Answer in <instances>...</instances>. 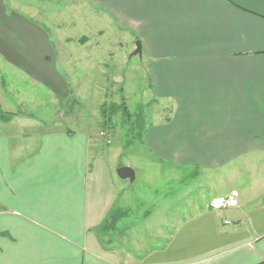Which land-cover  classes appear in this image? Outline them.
Returning a JSON list of instances; mask_svg holds the SVG:
<instances>
[{"label": "crops", "instance_id": "0c3cea01", "mask_svg": "<svg viewBox=\"0 0 264 264\" xmlns=\"http://www.w3.org/2000/svg\"><path fill=\"white\" fill-rule=\"evenodd\" d=\"M24 12L0 0V264H264V0H85L83 14L68 21L92 17L105 26L57 33L78 47H56L47 27ZM107 24L135 48L142 43L155 105L143 142L156 161L227 171L218 177L227 192L184 209L183 229L191 224L192 231L182 256L166 244L146 248L138 230L129 232L141 224L129 221L116 228L114 253L101 249L105 211L100 196L91 201L87 178L96 138L69 123L82 121L74 102L88 101L80 88L101 64L97 56L108 53ZM47 109L57 117L44 115ZM240 165L254 168L241 189ZM234 191L237 205L212 206ZM165 220L166 243L171 218L158 217L157 230L164 231Z\"/></svg>", "mask_w": 264, "mask_h": 264}, {"label": "rangeland", "instance_id": "374dc122", "mask_svg": "<svg viewBox=\"0 0 264 264\" xmlns=\"http://www.w3.org/2000/svg\"><path fill=\"white\" fill-rule=\"evenodd\" d=\"M15 1L17 0H5L9 11H25V14L34 15L51 32L54 37L53 44L56 47H63V45L78 47L80 45L77 42L65 44L64 38L57 37L58 32L75 36L93 32L99 26H105L104 21L92 17L86 19L87 22L71 23L68 21L72 17H77V14H83L85 0H61L60 6L58 0H29L34 5L37 4V7L22 5L24 0ZM62 19L63 21L58 22ZM103 45L108 48V53L101 52L97 56L101 58V64L90 71L91 77H87L88 81L80 88L88 95V101L84 99L80 100L81 102H74L75 108L77 106L81 109L82 121L78 122V125L61 118L65 120L63 124L71 122L69 125L74 129L77 126L86 130L90 129L91 134L96 138L89 156L87 178L91 201L100 196V207L105 211L104 220L106 219L107 230L99 231L103 240L101 249L106 253H114L116 228L129 221L141 224L137 229L133 231L131 229L129 232L136 233L138 230L140 235H143L141 241L144 242L146 248L157 246L155 248L157 250L166 244V250L170 247L173 255L182 256L183 238H186L192 231L189 230L191 224L183 229L184 209L188 213L193 209L205 207L210 195L227 192L228 184L218 182V177L226 175L227 171L224 170L221 174L220 172L201 171L194 166L177 168L168 163L156 161L155 155L145 146L144 139L137 135L138 130H143V128L145 130L155 108L151 101L153 97L150 92L149 78L145 69L142 68V58L140 55L133 54L135 43L130 41L126 34L120 33L118 29L111 30L108 24ZM110 52L113 53L112 57H109ZM113 102L125 104L126 113H123L122 109L113 117V121L107 119V123L104 124L102 106L107 105L109 108ZM43 114L51 119L57 117L55 109H47L46 112L43 111ZM43 114L41 113L42 116ZM105 116L109 118L110 113ZM130 121L131 124L135 121L132 129ZM140 123H142L141 127ZM102 130L110 133L107 136L111 140L110 143L107 142L106 137L100 135ZM121 166H130L134 169L135 179L133 181L118 175L117 169ZM239 168L237 176L240 178H237L235 188L241 189L243 185L240 181L249 177L254 168L242 165ZM260 174H264V166L260 167ZM260 183L254 182L253 187H258ZM261 184L264 187V183ZM121 203H124L126 207H119L122 206ZM163 208L167 209L170 214H160L159 209L163 210ZM148 209L157 210V212L146 219L143 214ZM126 210L130 211L129 215L122 217L121 212H126ZM219 212L222 213L223 218L231 217L228 211ZM164 216H168L172 221V235L166 243L163 240L169 236V229H167L169 220H165L166 224L163 223V227H159L166 235L157 230V218ZM91 231L95 233L94 229Z\"/></svg>", "mask_w": 264, "mask_h": 264}, {"label": "trees", "instance_id": "16d2710c", "mask_svg": "<svg viewBox=\"0 0 264 264\" xmlns=\"http://www.w3.org/2000/svg\"><path fill=\"white\" fill-rule=\"evenodd\" d=\"M123 109V113H126V105L124 104V105H122V104H118V103H116V102H113L110 106H109V108L107 107V105L106 106H102V113L104 114V120H103V123L104 124H106L107 123V119L109 120V121H113L114 119H113V117L114 116H116L121 110ZM107 113H110V116H108L109 118H107L105 115H107ZM5 115V117L7 118L8 116H10L9 114H7V113H4ZM128 120H129V118H128ZM135 122V121H134ZM134 122H132V124H131V121L129 122L130 123V125H131V129L133 128V125H134ZM141 125H142V123H140V127H141ZM130 130V129H129ZM138 134L137 135H139L141 138H143V136H144V128H143V130L142 129H140V130H138V132H137ZM116 217V216H115ZM116 218H118V217H116Z\"/></svg>", "mask_w": 264, "mask_h": 264}, {"label": "built area", "instance_id": "2783aa9c", "mask_svg": "<svg viewBox=\"0 0 264 264\" xmlns=\"http://www.w3.org/2000/svg\"><path fill=\"white\" fill-rule=\"evenodd\" d=\"M101 136L106 137V140L108 143H110V138L107 137L108 135H110V133L105 132L104 130L101 131ZM237 193L234 191L232 192V194L228 195L225 198H216L212 200V206L215 208H222V207H226V206H234L237 205L238 200L236 198ZM227 223H230V220H226Z\"/></svg>", "mask_w": 264, "mask_h": 264}, {"label": "water", "instance_id": "95a60500", "mask_svg": "<svg viewBox=\"0 0 264 264\" xmlns=\"http://www.w3.org/2000/svg\"><path fill=\"white\" fill-rule=\"evenodd\" d=\"M135 55H142V43L140 40L136 41V48L133 51ZM117 173L121 178H130L131 181L135 179V171L130 166H121L117 169Z\"/></svg>", "mask_w": 264, "mask_h": 264}]
</instances>
